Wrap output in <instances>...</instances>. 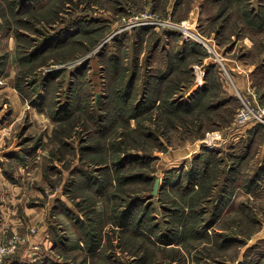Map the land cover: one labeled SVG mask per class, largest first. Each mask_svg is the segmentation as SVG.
I'll list each match as a JSON object with an SVG mask.
<instances>
[{
	"label": "rangeland",
	"instance_id": "rangeland-1",
	"mask_svg": "<svg viewBox=\"0 0 264 264\" xmlns=\"http://www.w3.org/2000/svg\"><path fill=\"white\" fill-rule=\"evenodd\" d=\"M243 97L264 106V0H0V264H264Z\"/></svg>",
	"mask_w": 264,
	"mask_h": 264
},
{
	"label": "built area",
	"instance_id": "built-area-1",
	"mask_svg": "<svg viewBox=\"0 0 264 264\" xmlns=\"http://www.w3.org/2000/svg\"><path fill=\"white\" fill-rule=\"evenodd\" d=\"M177 27L181 28V26H177ZM190 33H191V31L189 30V28L187 26H183V29H181V32H180L182 38L185 40H189V38L192 37V34H190ZM194 35H196V33H194ZM198 38H199V41H201L202 44L205 45L206 48H208L207 50L209 52L210 47H209L208 43L205 40H203L202 36L198 37ZM196 40H198V39H196ZM214 55H215V58H213V60L218 61L221 64V66L223 68V73L225 75H227V77H229L228 73L226 72L225 67L223 66V63H222L220 57L217 55L216 52H214ZM193 69H194V75H195L194 86L196 89L198 87L203 86L205 83L204 74H203V65H202V68L199 67L198 65H195L193 67ZM248 122H252L253 125H259L264 129V106H260L256 102L251 101L249 98L243 97V98H241L240 105H239V107L235 113V123H238L239 125L243 126ZM215 133H218V132L216 131V132L208 133L206 140L208 138V140L210 142H212L213 139H218L219 136L215 135ZM207 146H209V144ZM2 253H3V251H2V249H0V261L2 258Z\"/></svg>",
	"mask_w": 264,
	"mask_h": 264
},
{
	"label": "trees",
	"instance_id": "trees-1",
	"mask_svg": "<svg viewBox=\"0 0 264 264\" xmlns=\"http://www.w3.org/2000/svg\"><path fill=\"white\" fill-rule=\"evenodd\" d=\"M186 51V50H185ZM186 53V52H185ZM174 61V63L175 62H178V63H182L183 61H184V59L183 58H179V57H176V56H174V55H172V57H171V59H170V61ZM174 63H172V64H174ZM207 86L208 87H210L209 86V84H207ZM206 85H205V87H204V90L202 89V90H200V91H197V92H195L194 93V95H193V97L192 98H189V100L188 101H186L185 103H178L177 105H175L174 107H173V109H172V111L173 112H189V111H191L192 110V106L194 105V104H196L198 101H200L201 100V97L204 95L203 93L205 92L206 93V87H207ZM133 86H129V84L127 83L126 84V86L125 87H123L124 89H123V91L124 90H129L130 88H132ZM129 93V92H128ZM128 93H126V94H128ZM195 101V102H194ZM193 102V103H192ZM168 107V106H167ZM165 109H166V106H165Z\"/></svg>",
	"mask_w": 264,
	"mask_h": 264
},
{
	"label": "water",
	"instance_id": "water-1",
	"mask_svg": "<svg viewBox=\"0 0 264 264\" xmlns=\"http://www.w3.org/2000/svg\"><path fill=\"white\" fill-rule=\"evenodd\" d=\"M159 182H160V179L156 178L154 181V184H153L152 192H151L152 195H155L157 193L158 187H159Z\"/></svg>",
	"mask_w": 264,
	"mask_h": 264
},
{
	"label": "crops",
	"instance_id": "crops-1",
	"mask_svg": "<svg viewBox=\"0 0 264 264\" xmlns=\"http://www.w3.org/2000/svg\"><path fill=\"white\" fill-rule=\"evenodd\" d=\"M238 63H239V62H238ZM237 78L239 79L238 81H239L240 83H243V81L241 82L242 77H241L240 75H237ZM243 84H244V83H243ZM243 86H244V85H243ZM26 252H27V249L24 250L23 255H26ZM22 257H24V256H22Z\"/></svg>",
	"mask_w": 264,
	"mask_h": 264
}]
</instances>
